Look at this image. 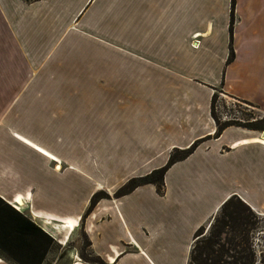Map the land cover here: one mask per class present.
<instances>
[{
    "label": "crops",
    "instance_id": "1",
    "mask_svg": "<svg viewBox=\"0 0 264 264\" xmlns=\"http://www.w3.org/2000/svg\"><path fill=\"white\" fill-rule=\"evenodd\" d=\"M230 2L0 0V198L16 210L20 198L62 251L94 193L207 138L165 172L163 195L147 184L97 202L83 224L90 253L188 264L195 231L230 197L264 217V131L213 138L216 89L264 117V0H235L226 65ZM71 254L61 263L82 264Z\"/></svg>",
    "mask_w": 264,
    "mask_h": 264
},
{
    "label": "trees",
    "instance_id": "2",
    "mask_svg": "<svg viewBox=\"0 0 264 264\" xmlns=\"http://www.w3.org/2000/svg\"><path fill=\"white\" fill-rule=\"evenodd\" d=\"M230 1L229 52L226 65L234 59L232 42L235 23V0ZM231 98L239 103H245L236 98ZM217 99L218 95L214 92L210 100V115L216 125L213 138H217L229 126L264 131V117L244 122L238 120L220 121L216 109ZM206 139L194 141L187 149H173L163 167L155 169L142 177L129 179L114 192L113 198L127 195L137 187L147 184L154 185L157 193L163 195L165 172L173 164L189 156ZM102 199H111V196L104 191H97L91 196L89 205L81 217V222L93 210L97 202ZM258 222L259 218L247 205L236 196L230 197L221 205L218 215L213 217L209 223L207 233L203 232L205 225L200 226L195 231L188 264H255L256 259L250 248V239L258 228ZM85 241L89 245L86 238ZM55 247L59 248L50 235L38 227L30 218L0 198V258L9 264H43L48 252ZM67 252V248L62 250L54 264H69L61 263ZM80 257L88 263L105 264L95 256L90 259L81 254Z\"/></svg>",
    "mask_w": 264,
    "mask_h": 264
},
{
    "label": "rangeland",
    "instance_id": "3",
    "mask_svg": "<svg viewBox=\"0 0 264 264\" xmlns=\"http://www.w3.org/2000/svg\"><path fill=\"white\" fill-rule=\"evenodd\" d=\"M215 92L218 95V99L216 102L217 116L219 115V113H221L222 116L226 115L231 118H238V121H243V122L251 121L253 119L260 117V114L258 113V111L252 106L247 105L245 103H239L233 100L231 97L225 96L223 91L220 89H216ZM221 114L218 116L219 120L221 118ZM113 194L111 195V198H113ZM18 209H21V207H18ZM257 217L259 218V222L257 226L258 228L251 236L250 248L254 252V255H255V259H256L255 264H264V217H259V216ZM84 220L81 222V226H79L76 229L75 235L71 238V241L69 242L66 248L68 249V253L69 252L72 253L71 256L78 258V260L82 264H97V263L85 262L80 257L81 254H84L90 259L94 258L93 255L90 253L89 245H87V242L85 241L86 235L84 234V230H83ZM208 228H209V224L205 225L203 232L207 233ZM51 252H54V254L50 255L49 258L45 260L46 262H44V264H52L53 258L56 259V257H58L61 250L60 248L55 247L51 250ZM55 261L56 260H54V263Z\"/></svg>",
    "mask_w": 264,
    "mask_h": 264
},
{
    "label": "bare ground",
    "instance_id": "4",
    "mask_svg": "<svg viewBox=\"0 0 264 264\" xmlns=\"http://www.w3.org/2000/svg\"><path fill=\"white\" fill-rule=\"evenodd\" d=\"M16 204H17L18 207L19 206H22V200L20 198H18ZM63 223H65V224H64V226L62 228H65L67 231H69V233H71L72 231H74V229H75L76 226H74V223L73 222H71V221H68L67 222L66 221V222H63Z\"/></svg>",
    "mask_w": 264,
    "mask_h": 264
},
{
    "label": "built area",
    "instance_id": "5",
    "mask_svg": "<svg viewBox=\"0 0 264 264\" xmlns=\"http://www.w3.org/2000/svg\"><path fill=\"white\" fill-rule=\"evenodd\" d=\"M194 40H195V39H194ZM195 43H196V47H197L198 42L195 41ZM220 114H221V113H219V115H220ZM220 120H221V121L238 120V118H231V117H228V116H226V115H223V116H222V114H221V118H220ZM17 210H18V208H17Z\"/></svg>",
    "mask_w": 264,
    "mask_h": 264
},
{
    "label": "snow or ice",
    "instance_id": "6",
    "mask_svg": "<svg viewBox=\"0 0 264 264\" xmlns=\"http://www.w3.org/2000/svg\"><path fill=\"white\" fill-rule=\"evenodd\" d=\"M45 155H47V153H45Z\"/></svg>",
    "mask_w": 264,
    "mask_h": 264
}]
</instances>
